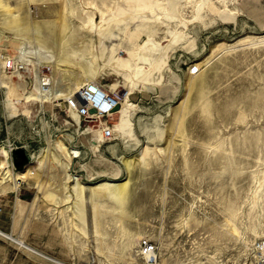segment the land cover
I'll list each match as a JSON object with an SVG mask.
<instances>
[{
    "label": "rangeland",
    "instance_id": "obj_1",
    "mask_svg": "<svg viewBox=\"0 0 264 264\" xmlns=\"http://www.w3.org/2000/svg\"><path fill=\"white\" fill-rule=\"evenodd\" d=\"M60 1L62 42L81 60L97 58V84L120 91L153 67L147 85L156 86L138 87L154 93L134 92L136 109L121 107L114 139L100 145L59 108L53 118L32 100L24 113L34 74L1 76L0 165L13 175L29 164L31 174L12 181L17 192L9 178L0 186V233L9 235H0V264H146L141 241L153 246L154 264H256L264 239V0H0V50L14 55L23 39L36 51L27 43L31 25L53 17L41 5ZM40 28L56 33L52 24ZM135 31L152 45L146 61L143 41L132 48ZM58 141L79 157L70 163ZM49 144L52 158L40 160ZM69 174L81 177L85 195ZM107 181L124 192L110 195Z\"/></svg>",
    "mask_w": 264,
    "mask_h": 264
},
{
    "label": "bare ground",
    "instance_id": "obj_2",
    "mask_svg": "<svg viewBox=\"0 0 264 264\" xmlns=\"http://www.w3.org/2000/svg\"><path fill=\"white\" fill-rule=\"evenodd\" d=\"M41 8L45 9L46 11H49L51 14H53V17L47 18L46 20H42V23L40 25L30 24L33 30V31L31 30L32 38L30 39L32 41H27V43L32 44L33 49L34 47H36L37 50L35 49L36 51H34L28 46L23 47L22 44H25V41H23V39H21L22 42L20 41V43H22L20 44L22 47L19 48L14 55H8L7 53H4L3 50H0V78L2 75H4L5 77L7 75H13L19 73V71H15L11 73L4 72L2 67L5 61L7 60L12 59L14 62L23 61L27 65H31L32 66L31 69L26 68V71H28L29 75L34 74L33 77L34 84L32 85V89L29 91L26 90V94L23 96L24 105H26L23 111L25 114L27 113L29 114V112L32 110V108L30 107L32 106L31 101L36 100L39 101L40 106L44 108V110L48 112L51 115V117L56 118L57 114L54 112V108H59L62 105V103L56 101L63 100L66 97L70 96L73 93V91H75L78 88L76 84L77 81L79 82L80 85L87 82H96L95 80L99 76V71L96 68L97 58H95L94 55L86 58L85 60L84 59L81 60L80 58L76 57V51L73 52L70 47L64 46L62 40L65 37V31L67 30L68 25L65 22L64 18L61 16L62 11L64 10L61 1L60 3L58 2V4L53 3L47 6L41 5ZM35 9H40V8L38 7ZM14 23H18V22L9 20V24L12 25ZM51 24H52V28L56 30L55 31L56 33L50 32L47 35H43V33L39 30L42 29L40 28L41 25L48 26ZM20 31H22L21 34L26 36L25 33L28 30L22 28L20 29ZM256 36L257 35L249 36L246 39H256ZM260 36H261L259 38L260 42L264 41V34ZM151 46L152 45L151 43L148 42V40L142 42L139 51L140 52L147 51L149 55L145 56L140 54L141 55L140 59H142L143 61L147 60L152 50ZM84 47L86 49V46ZM82 49L83 46L81 47V50ZM44 60H46V63H41ZM38 63H41L39 64V67H37ZM68 67H70V69ZM41 68L47 69L48 71L47 75L42 78H40L38 75V69ZM152 69L153 67H151L150 70H147L145 73H142L140 76L137 75L133 76L131 79L128 80V82H126L125 86L121 88L122 90L118 91V89L116 88L117 90L110 91V92H117L119 95L118 107L115 111L116 113L112 115L111 119L116 117V115H118L119 109L121 107L124 111L127 112L134 111L136 109V106L132 103L136 98L134 92L140 94V96L144 98L148 97L149 94L154 93V91L150 92L147 90L137 91L140 85L142 86L143 89H148L149 87L153 86V85H147L148 84L147 79ZM41 83H45L47 85V87L43 86L45 88L44 90L41 89ZM2 85H4V82L0 79V87ZM17 101L20 102L18 99ZM67 115L76 119L73 113H69ZM56 147L59 149L61 153H63V155L70 163H72V160L78 158L80 155L79 151L73 148L72 149L67 148L62 143V141L56 142ZM53 154H54L53 149L49 144L48 147L45 149L44 155L41 157L40 160H50ZM27 166H29V164H27L21 171L15 172L12 175L10 171H8L7 168L4 167V164L2 163L0 165V169H1L0 186L5 183L4 179H8V178L10 179V183L12 185H14V182H12L14 180H19V179L27 180L31 174L29 170L30 166L29 167ZM69 177L71 181L74 182V184H76L80 189H82L83 195H85L84 193L86 192V185L81 181V177L77 175L74 176L71 174H69ZM105 183L107 184H103V186H105V188H108L110 195L114 197L118 196L125 190L124 185H114L111 184L110 181H107ZM40 187L42 188L41 184ZM13 188L17 192L19 187H15L14 185ZM96 196L97 195L94 193V190H91V198L94 199L96 198ZM0 235L9 238L8 234L0 233ZM14 242L24 247L28 251L32 253H36L38 255L37 251H35L30 247L25 246V244L22 241L14 240ZM40 255L43 256V254L41 253ZM152 256L154 257V254H152Z\"/></svg>",
    "mask_w": 264,
    "mask_h": 264
},
{
    "label": "built area",
    "instance_id": "obj_3",
    "mask_svg": "<svg viewBox=\"0 0 264 264\" xmlns=\"http://www.w3.org/2000/svg\"><path fill=\"white\" fill-rule=\"evenodd\" d=\"M31 65H27L23 61H13L12 59L5 61L2 69L5 73L19 71L26 73V68L31 69ZM47 69H38L40 78L47 75ZM197 69L195 67L188 70L189 75H195ZM47 85L41 83V89ZM63 105L62 110L65 116L73 113L77 122L82 123L89 132V140H97L100 145H104L114 139L113 124L111 117L116 113L118 107L119 95L117 92H110L96 82H87L81 84L73 93L63 100H58ZM87 132V133H88ZM140 254L145 257L146 264H154L153 246L148 241H141L138 245ZM256 264H264V239L258 242L256 246Z\"/></svg>",
    "mask_w": 264,
    "mask_h": 264
},
{
    "label": "crops",
    "instance_id": "obj_4",
    "mask_svg": "<svg viewBox=\"0 0 264 264\" xmlns=\"http://www.w3.org/2000/svg\"><path fill=\"white\" fill-rule=\"evenodd\" d=\"M131 35H132L134 38H138V39H140L141 36L144 37V38H145V36H146L145 33H144V32H141V31H135V32L132 33ZM148 37H150V36H148ZM145 39H147V37H146ZM143 40H144V39H140L139 42H136V43L132 46V48H134L138 43H139V45H140L141 42H142ZM132 48H131V49H132ZM127 49H129V48H127ZM15 76H17V78H18V77H21V76H19L18 74H15ZM6 77H14V74L11 75V76H6ZM18 83H19V84H22L23 82L21 83V81L18 80ZM100 85H101V84H100ZM101 86H102L103 88H105L106 90H108V91H114V89H112V88L105 87L104 85H101ZM153 86H156V85H153ZM5 88H6V87H5ZM67 117H70V116L67 115ZM117 117H118V115H116L115 118L117 119ZM70 118H72V117H70ZM72 119H74V118H72ZM112 119H113V118H112ZM67 122H68V121H65V120H64V124L67 123ZM6 148H8V147H6ZM17 200H18V201H17L18 203L15 202V205H17V204H19V203H23L21 200H19V199H17ZM13 218H14V221H13V222H15V219H16L15 215L12 216V220H13Z\"/></svg>",
    "mask_w": 264,
    "mask_h": 264
},
{
    "label": "water",
    "instance_id": "obj_5",
    "mask_svg": "<svg viewBox=\"0 0 264 264\" xmlns=\"http://www.w3.org/2000/svg\"><path fill=\"white\" fill-rule=\"evenodd\" d=\"M62 108H63V105H61V106L59 107V109H62ZM116 109H117V108H116ZM116 109H115V110H116Z\"/></svg>",
    "mask_w": 264,
    "mask_h": 264
}]
</instances>
